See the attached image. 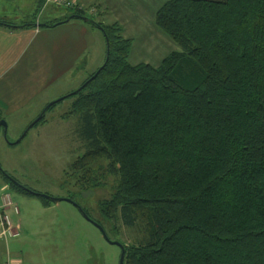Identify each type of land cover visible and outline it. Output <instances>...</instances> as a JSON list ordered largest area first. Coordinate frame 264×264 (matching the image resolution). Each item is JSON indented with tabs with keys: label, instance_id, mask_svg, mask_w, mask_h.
Segmentation results:
<instances>
[{
	"label": "trees",
	"instance_id": "obj_1",
	"mask_svg": "<svg viewBox=\"0 0 264 264\" xmlns=\"http://www.w3.org/2000/svg\"><path fill=\"white\" fill-rule=\"evenodd\" d=\"M68 7L37 24L85 16L107 40V62L62 99V117H77L86 147L72 168L104 159L118 178L102 216L141 227L123 264H264V0H167L155 25L180 50L156 67L129 64L120 24Z\"/></svg>",
	"mask_w": 264,
	"mask_h": 264
},
{
	"label": "rangeland",
	"instance_id": "obj_2",
	"mask_svg": "<svg viewBox=\"0 0 264 264\" xmlns=\"http://www.w3.org/2000/svg\"><path fill=\"white\" fill-rule=\"evenodd\" d=\"M36 1L0 0V17L12 22H40L62 19L70 14L68 6L72 4L67 6L65 2L45 1L43 8L38 10ZM80 1L82 9L89 11V17L99 18L105 24L117 22L129 13L130 25L126 29L131 33V63L138 61L157 65L170 51L180 50L154 23V12L165 0H113V5L120 2V11L126 10L119 14L118 19L107 9L106 0H94L91 6L87 0ZM136 2L138 4L135 5ZM94 6L101 15L97 16L91 10L90 7ZM72 20L86 27L93 38L99 36L101 42L95 40L89 49L87 70L82 69L81 63L75 64L55 84L44 88L30 101L17 102L10 108L12 111L4 112L6 128L0 127V166L23 186L39 194L71 197L76 205L83 207L94 221L103 226L111 241L126 246L141 238L142 231L138 225L132 228L124 226L118 214L112 218L102 216L100 204L110 199L118 185L117 176L107 169L109 162L101 159L79 172L72 168V163L85 152L86 147L78 137L77 117H62L69 110L71 98L57 102L45 113L44 123L32 126L18 143H14L47 104L80 90L83 80L104 62L100 56L106 42L102 32L91 23ZM2 194H8L12 205L6 212L13 227L19 225V228L18 235L8 237L6 241L0 240V261L8 250L19 258L20 264H118L119 247L108 242L74 203L61 200L45 205L38 195L9 188L0 174Z\"/></svg>",
	"mask_w": 264,
	"mask_h": 264
},
{
	"label": "crops",
	"instance_id": "obj_3",
	"mask_svg": "<svg viewBox=\"0 0 264 264\" xmlns=\"http://www.w3.org/2000/svg\"><path fill=\"white\" fill-rule=\"evenodd\" d=\"M46 1H51L55 4H57L56 2H68L72 4V6H78L80 8L83 6L80 0ZM87 1L91 6L94 0ZM166 1L167 0L163 3ZM112 2L113 0H106L107 9L111 10L115 18L118 19L119 14L121 15V12L125 13L126 10L120 11L118 9L120 2H117L115 5H113ZM136 4L138 3L136 2L135 5ZM90 8L98 15L97 9H93L95 6ZM156 11L154 12V23ZM99 14L101 15V13ZM128 15L129 13H126L127 17L117 21V23L122 27L123 38L131 40V33L126 29V27L130 25ZM0 20L9 22V24H0V109L2 110L3 118L4 112L12 111V109H10L13 107L12 105L20 101H30L33 96L40 94L44 88L55 84V82L62 77L64 73L71 70L75 64L78 65L81 63L80 65H83L82 69L87 70V54L89 49L96 43L95 40L101 42L99 36L93 38L86 27L80 26L72 19L53 27H40L35 25L37 22L33 26H24L23 23H21L24 21L12 22L3 17H0ZM130 20L133 21L131 18ZM159 31L162 32L161 30ZM164 35L167 36L166 34ZM104 39L105 38H103V40ZM131 48L132 47H130L128 55L129 64L137 65L140 63H147L138 61H135L136 63H131L130 59L133 58L131 57ZM100 56L102 60L105 61L106 42L105 47L100 50ZM159 63L157 65L148 64L156 67ZM98 64H101V62ZM3 195L4 194L0 195V197ZM18 228L19 225L14 227V230L17 232L16 235H18ZM8 237L10 236L0 237V240L6 241ZM6 255L15 257L10 254L8 250L5 251V255L2 258L4 259ZM17 259L19 260V258Z\"/></svg>",
	"mask_w": 264,
	"mask_h": 264
},
{
	"label": "water",
	"instance_id": "obj_4",
	"mask_svg": "<svg viewBox=\"0 0 264 264\" xmlns=\"http://www.w3.org/2000/svg\"><path fill=\"white\" fill-rule=\"evenodd\" d=\"M78 17H79L81 20H83L84 22H88V21L91 20V19H89L88 17H85V16H78ZM69 19H70V18L66 19V21H68ZM59 23H61V22H59ZM59 23H58V24H59ZM35 25L38 26L37 23H36ZM105 40H106V38H105ZM106 43H107V40H106ZM107 59H108V46L106 47V56H105V61H104L103 65L107 62ZM103 65H102L99 69H101V68L103 67ZM99 69H98L97 71H99ZM96 73H97V72H95V74H94L92 77H94V76L96 75ZM85 83H86V82H85ZM85 83H84L82 86H80V88H78V89H81V88L85 85ZM64 97H65V96H63V97H61V98H59V99H57V100H54V101L50 102L49 104H47V105L45 106V108L42 110L41 114H40L36 119H34L33 122H31V124L26 128V130H25L24 133L21 135V137H20L18 140H16L14 143H18V142H19V141H20V140L26 135V133L28 132V130H29L32 126H34V125H35V124H36V123H37V122H38V121L44 116L45 112L47 111V109H48L50 106H52L54 103L59 102V101L62 100ZM0 127H3L4 129L6 128V122L4 121V119H0ZM24 189L27 190V191H29V192H31L32 194H35V195H41L43 198H45V199L48 200L49 202L58 203V202L61 201V200H67V201H69V202L74 203V201H73L72 199H70V198H60V197L49 196V195H46V194H39V193H37V192H35V191H32V190H30V189H28V188H26V187H24ZM74 204L76 205V203H74ZM76 206H77V208L80 210V212L83 214V216H84L86 219H88L89 221H91V222L94 223V225L100 230L102 236H103L108 242H110V243H112V244H115V245H117V246L119 247V249H120V256H119V262H118V264H123V262H124V256H125V246H124L121 242H118V241H111V240L109 239L108 235L106 234L104 228H103L100 224H98L97 222H95L93 219H91L90 217H88V215L82 210V208H81L79 205H76Z\"/></svg>",
	"mask_w": 264,
	"mask_h": 264
},
{
	"label": "built area",
	"instance_id": "obj_5",
	"mask_svg": "<svg viewBox=\"0 0 264 264\" xmlns=\"http://www.w3.org/2000/svg\"><path fill=\"white\" fill-rule=\"evenodd\" d=\"M66 5H70V3L65 2ZM12 205L11 200L8 197V194H4L0 197V237L5 236H14L17 232L14 230V227L11 223L9 215L6 210ZM17 209L14 208V212L17 213ZM0 264H20V261L12 257L10 255H6V257L0 261Z\"/></svg>",
	"mask_w": 264,
	"mask_h": 264
}]
</instances>
